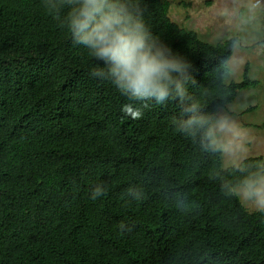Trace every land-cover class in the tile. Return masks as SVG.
Wrapping results in <instances>:
<instances>
[{
  "label": "trees",
  "instance_id": "16d2710c",
  "mask_svg": "<svg viewBox=\"0 0 264 264\" xmlns=\"http://www.w3.org/2000/svg\"><path fill=\"white\" fill-rule=\"evenodd\" d=\"M171 1L143 0L145 22L189 60L190 91L213 111V72L237 38L203 40L170 18ZM94 64L42 0H0V264H169L176 253L178 264H196L193 256L199 264H264V212L221 196L208 178L212 163L172 129L177 102L126 117L122 107L132 102L92 78ZM246 72L230 83V104L256 85ZM141 177L149 178L147 198L124 199ZM101 180L108 193L92 200ZM172 187L198 201L200 213L183 216L163 203ZM121 222L131 231L121 232Z\"/></svg>",
  "mask_w": 264,
  "mask_h": 264
},
{
  "label": "clouds",
  "instance_id": "9594fccd",
  "mask_svg": "<svg viewBox=\"0 0 264 264\" xmlns=\"http://www.w3.org/2000/svg\"><path fill=\"white\" fill-rule=\"evenodd\" d=\"M42 2L46 14L70 34L72 43L85 48L95 61L89 75L111 84L132 102L122 107L126 117L140 119L144 109L153 103L177 102L179 114L170 120L172 129L193 145L198 158L212 163L208 178L218 183L221 196L236 198L264 212V160L247 158L250 133L233 114L227 96L228 87L236 76V65L231 57L241 47L239 39L231 42V55L221 58L213 72L212 84L220 93L215 110L208 111L190 91V85L196 84L191 74L192 64L154 35L144 19L143 0ZM258 9L256 0H245L239 5L234 10L238 26L243 28L257 22ZM232 14L228 10L224 13L229 19ZM201 88V96H208L209 89ZM192 173L190 167L185 175ZM148 186L149 178L141 177L126 187L123 197L142 203L147 198ZM108 190L107 183L101 180L91 187L90 198L97 200ZM162 202L183 216L197 215L201 211L198 201L176 187L163 189ZM119 229L131 231V226L121 222ZM181 258L182 254H173L169 264H178ZM192 259L199 264L196 256Z\"/></svg>",
  "mask_w": 264,
  "mask_h": 264
},
{
  "label": "rangeland",
  "instance_id": "374dc122",
  "mask_svg": "<svg viewBox=\"0 0 264 264\" xmlns=\"http://www.w3.org/2000/svg\"><path fill=\"white\" fill-rule=\"evenodd\" d=\"M245 0H173L170 3V18L183 27L195 30L209 42H217L236 37L241 41L238 52L232 55L236 65L233 81H241L244 73L257 80L255 86L240 90L231 103L234 115L250 133L247 157L264 158V26L261 23L264 0H256L259 5L257 22L241 28L238 26L235 9ZM232 12V18L224 15ZM242 10V9H241ZM244 204V203H243ZM249 211H255L244 204Z\"/></svg>",
  "mask_w": 264,
  "mask_h": 264
}]
</instances>
